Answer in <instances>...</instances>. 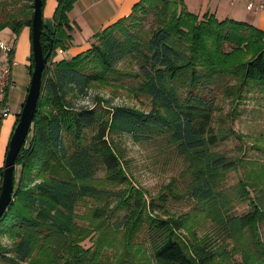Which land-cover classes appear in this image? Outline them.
Wrapping results in <instances>:
<instances>
[{
  "label": "trees",
  "instance_id": "16d2710c",
  "mask_svg": "<svg viewBox=\"0 0 264 264\" xmlns=\"http://www.w3.org/2000/svg\"><path fill=\"white\" fill-rule=\"evenodd\" d=\"M76 1L57 0L53 28L44 24L41 42L44 54H50L32 125L16 159L12 200L0 218V264H264L263 198H250L252 209L242 215L231 213L232 198L222 184L238 161L216 147L235 131L213 126L219 77L228 64L222 47L231 43L235 54L244 55L232 64L240 72L239 84L229 88L230 95L243 98L246 87L264 88V30L208 12L199 16L184 0H140L128 16L95 33L88 49L56 59L59 49L72 44L69 12ZM33 13L34 0H0V32L32 31ZM149 15L154 23L145 31L141 23ZM128 58L137 64V90L150 98L149 111L78 105L94 85L109 83L110 74ZM33 67L32 54L30 74ZM110 132L129 134L139 143L165 136L188 164L187 193L197 205L196 215L204 212L215 230L202 237L195 214H160L161 204L147 201L131 184ZM101 167L108 183L130 184L115 192L114 204L92 213L93 221L115 234L122 232L121 241L104 243L107 234L100 224L91 229L77 222L80 202L110 193L97 184ZM3 173L1 168V177ZM167 189L160 201L168 193L178 197ZM237 196L251 197L243 182ZM124 208L128 212L119 217ZM143 228L145 242H134ZM93 230L100 231L95 248H85L82 241ZM247 233L249 242L244 244ZM2 237L11 243L5 245ZM229 241L234 243L232 252ZM117 243H122V252L105 261L103 248ZM231 254H241L243 260L231 263Z\"/></svg>",
  "mask_w": 264,
  "mask_h": 264
},
{
  "label": "rangeland",
  "instance_id": "374dc122",
  "mask_svg": "<svg viewBox=\"0 0 264 264\" xmlns=\"http://www.w3.org/2000/svg\"><path fill=\"white\" fill-rule=\"evenodd\" d=\"M56 1L45 0L44 2L42 18L47 27L54 23L53 15L56 9ZM241 1L233 0V3H240ZM185 2L188 10L196 13L197 0H185ZM243 4L245 6L244 2ZM96 9L93 8L85 13H82L80 9L73 8L70 11L73 17H77L80 22L76 25L81 26V35H86L90 27L96 28L98 23L106 16V9L102 16L96 12ZM153 23L154 17L149 15L142 20L143 30H149ZM222 53L225 55V63L228 62V64L223 67L219 77L218 86L220 90L216 91L218 94V110L215 112L213 126L215 130L235 131V134L220 142L216 149L229 158L238 161V168L231 169L226 174L222 188L232 198L231 213L242 215L252 209L250 198L258 200V197L261 196L264 201V191H261L264 186V88L252 87L250 91H247L249 87H246L242 92L243 98H239L237 94L230 95L229 88L238 86L240 79V72L232 64L235 59L242 60L244 55L235 54L233 44L228 42L222 47ZM117 69L118 71L110 74L109 83L103 82L94 85L88 96L78 99V105L96 106L97 108L107 104L111 106L125 105L149 111L151 109L150 98L137 90L139 79L134 75L137 71L136 62L128 58L121 62ZM183 80L184 76L181 77L180 83ZM185 87L182 89L184 92ZM93 131H89V133L91 134ZM109 139L122 160L131 184L144 194L147 201L154 199L161 204V207L157 209L160 214H165V212L176 216L188 212L195 214V221L198 222L195 223L196 229L202 237L215 230L214 223L207 218L204 212H198L196 215L197 205L187 193V186L190 182L188 164L173 147L166 143L165 136H154L152 139L139 143L135 142L129 134L110 132ZM96 178L99 187L108 189L110 193L98 199L88 198L80 202L77 208V222L91 229L96 228V224H100V231L107 234L104 237V243L113 241L115 238L121 241L122 232L115 234L114 231L105 227L103 222L93 221L92 213L96 207L109 203L114 204L115 192L122 188H129L130 184L114 185L108 183L105 179V169L103 167L99 170ZM242 182L247 186L251 197L240 198L237 196ZM168 187L179 198L168 193L167 200L160 201L158 199L160 194L164 191L167 192ZM126 212H128L126 208L120 210L119 217ZM100 231L93 230L91 235L82 241V245L85 248H95L94 244ZM145 232V228L141 229L134 242H145ZM260 237L264 242V220L260 224ZM249 238L250 236L247 233L242 242L247 244ZM1 241L5 245L11 243L6 237H2ZM229 244L232 246L230 247L231 250L234 243L229 241ZM106 247L103 248L102 257L107 262L118 257L123 249L122 243H117L114 247ZM242 258L241 254H234L232 259L227 260L231 263L234 261L241 262Z\"/></svg>",
  "mask_w": 264,
  "mask_h": 264
},
{
  "label": "crops",
  "instance_id": "0c3cea01",
  "mask_svg": "<svg viewBox=\"0 0 264 264\" xmlns=\"http://www.w3.org/2000/svg\"><path fill=\"white\" fill-rule=\"evenodd\" d=\"M140 0H78L73 9H80L82 13L89 12L97 8L96 12L106 16L98 23L96 28L89 29L86 35H81V26L77 17H73L69 12V18L74 26L72 33L73 39L71 46L66 50H58L56 59L70 58L76 54L85 51L93 42V35L104 29L120 18L128 16L132 12L133 6ZM185 1V0H184ZM197 11L195 14L202 16L206 12L214 14L218 19L232 18L235 20L248 22L264 30V0H242L240 3H233V0H197ZM245 3V6L243 4ZM253 7L249 8V3ZM257 2V4H255ZM186 4V2H185ZM57 6V1H56ZM187 6V4H186ZM188 8V7H187ZM76 16V14H74ZM48 28H53L49 25ZM0 41L14 46L13 65L11 68V77L15 85L10 88L6 95L0 99V106L6 104L10 113L0 118V169L4 168L5 158L9 141L17 122L18 115L22 111L26 100L28 89L31 82L30 63L32 57V31L29 27H24L16 35L10 29H4L0 32ZM5 65V56L0 50V71ZM2 177L0 175V189Z\"/></svg>",
  "mask_w": 264,
  "mask_h": 264
},
{
  "label": "water",
  "instance_id": "95a60500",
  "mask_svg": "<svg viewBox=\"0 0 264 264\" xmlns=\"http://www.w3.org/2000/svg\"><path fill=\"white\" fill-rule=\"evenodd\" d=\"M45 30L42 18V0H34V13L32 21V52L34 67L26 100L20 113L19 121L12 132L4 163L0 189V218L7 210L14 191L16 159L26 143L41 90L42 73L50 52L44 54L41 35Z\"/></svg>",
  "mask_w": 264,
  "mask_h": 264
},
{
  "label": "built area",
  "instance_id": "2783aa9c",
  "mask_svg": "<svg viewBox=\"0 0 264 264\" xmlns=\"http://www.w3.org/2000/svg\"><path fill=\"white\" fill-rule=\"evenodd\" d=\"M253 3H249L248 7L252 8ZM0 50L5 56V65L0 71V99L3 98L7 91L15 85L11 77V68L13 65L14 46L0 41ZM10 113V109L6 104L0 106V118Z\"/></svg>",
  "mask_w": 264,
  "mask_h": 264
}]
</instances>
